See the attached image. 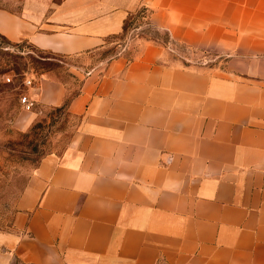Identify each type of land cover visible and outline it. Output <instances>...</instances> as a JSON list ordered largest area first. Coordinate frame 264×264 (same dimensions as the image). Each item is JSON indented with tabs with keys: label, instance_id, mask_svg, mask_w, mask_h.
<instances>
[{
	"label": "crops",
	"instance_id": "0c3cea01",
	"mask_svg": "<svg viewBox=\"0 0 264 264\" xmlns=\"http://www.w3.org/2000/svg\"><path fill=\"white\" fill-rule=\"evenodd\" d=\"M145 24L132 50L47 75L37 107L78 125L44 155L0 231V264H264V0H25L0 33L64 57ZM141 14V13H140Z\"/></svg>",
	"mask_w": 264,
	"mask_h": 264
},
{
	"label": "rangeland",
	"instance_id": "374dc122",
	"mask_svg": "<svg viewBox=\"0 0 264 264\" xmlns=\"http://www.w3.org/2000/svg\"><path fill=\"white\" fill-rule=\"evenodd\" d=\"M24 1L0 0V9L20 13ZM133 17L126 22L123 36L107 38L103 49L82 57L69 58L45 52L25 38L11 41L0 33V231L12 229L17 218L16 201L40 159L49 153L61 154L78 125V118L63 109L34 104L33 109L27 111L21 107L20 96L31 94L40 77L47 75L63 81L72 94L79 81L69 73L70 64L84 69L92 67L124 48L132 50L138 36H151L166 43L174 50L173 59L182 63L210 59L207 54L167 41L163 31L145 24L146 16ZM26 78L32 80V88L23 84Z\"/></svg>",
	"mask_w": 264,
	"mask_h": 264
},
{
	"label": "built area",
	"instance_id": "2783aa9c",
	"mask_svg": "<svg viewBox=\"0 0 264 264\" xmlns=\"http://www.w3.org/2000/svg\"><path fill=\"white\" fill-rule=\"evenodd\" d=\"M7 81H10V78H7ZM23 84L26 85L27 87H30V88L33 87V82L29 78L24 79ZM20 104L24 110L29 111V110L33 109L35 102L31 96V94L25 93V94H22L20 96Z\"/></svg>",
	"mask_w": 264,
	"mask_h": 264
},
{
	"label": "trees",
	"instance_id": "16d2710c",
	"mask_svg": "<svg viewBox=\"0 0 264 264\" xmlns=\"http://www.w3.org/2000/svg\"><path fill=\"white\" fill-rule=\"evenodd\" d=\"M140 13L142 14V16H141V14H137V15L134 16L132 19H134L135 17L142 18V17L146 16V15H145V11L142 10V11H140ZM143 14H144V15H143ZM126 30H127V24H125V26H124V33H123V35L126 33ZM123 35H120V36H123ZM116 37H118V36H116ZM167 41H170L169 38H168V36H167ZM165 44H166V43H165ZM69 100H70V97H68V98L66 99L65 103H64L62 106H60V107H55V108H57V109H63V110H65V111H67L66 109H67V105H68ZM35 126H36V125H35Z\"/></svg>",
	"mask_w": 264,
	"mask_h": 264
}]
</instances>
